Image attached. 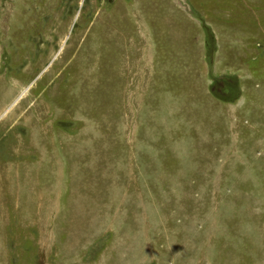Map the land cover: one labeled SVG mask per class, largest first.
<instances>
[{
	"label": "rangeland",
	"instance_id": "374dc122",
	"mask_svg": "<svg viewBox=\"0 0 264 264\" xmlns=\"http://www.w3.org/2000/svg\"><path fill=\"white\" fill-rule=\"evenodd\" d=\"M0 264H264V0H0Z\"/></svg>",
	"mask_w": 264,
	"mask_h": 264
}]
</instances>
